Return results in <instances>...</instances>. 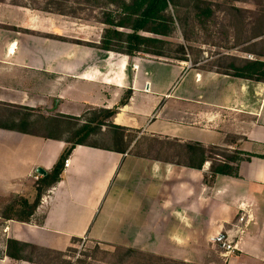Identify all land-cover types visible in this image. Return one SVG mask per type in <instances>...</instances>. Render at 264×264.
<instances>
[{
  "label": "crops",
  "instance_id": "0c3cea01",
  "mask_svg": "<svg viewBox=\"0 0 264 264\" xmlns=\"http://www.w3.org/2000/svg\"><path fill=\"white\" fill-rule=\"evenodd\" d=\"M21 9L0 4L1 104L36 109L32 99L24 105L26 94L18 101L2 99L7 89H18L22 73L53 75L52 96L63 115L75 118L113 109L130 92L115 125L140 137L239 152L243 161L237 177H212L210 162L197 170L77 146L30 221L0 224V264H33L7 256L9 238L63 253L77 242H92L184 264H264V82L71 44L44 50V62L36 42L1 28H21L15 16L6 24L7 13L21 15ZM7 73L15 79L11 85ZM66 147L62 140L0 129V197L30 193L33 179L44 177L37 170L50 174ZM243 211L250 217L244 227L238 222ZM221 231L238 238L234 254L225 256L210 242Z\"/></svg>",
  "mask_w": 264,
  "mask_h": 264
},
{
  "label": "rangeland",
  "instance_id": "374dc122",
  "mask_svg": "<svg viewBox=\"0 0 264 264\" xmlns=\"http://www.w3.org/2000/svg\"><path fill=\"white\" fill-rule=\"evenodd\" d=\"M20 1L28 5L41 7L46 4L45 0ZM191 1L183 0L180 2V7L177 8L174 14L180 19L181 25L178 30L173 32L170 38H167V41L191 48L186 52L185 58L187 61H183L187 63L188 67L220 70L231 74L235 72L230 69L231 62L228 57L235 58L237 62L235 61L234 64L240 67L247 60L264 62V0H206L210 2L213 12V15L208 18H199L197 16L198 12L194 9V3ZM75 2V0H71L68 6L76 8ZM201 8L204 10L205 6ZM77 14H80L83 19L88 18V16L94 17L91 9L78 11ZM13 16L21 20L22 27L14 28L10 25H4L1 28L7 31L14 30L15 33L20 34L23 41L27 39L36 42L37 50L41 52L44 62L47 60L46 50H55L54 52H56L66 44L96 48L97 45L92 42L97 37H102L103 34V26L96 23L94 19L89 21L79 20L71 16L66 17L22 8L21 15L18 13L16 15L7 13L6 18L11 17V19L6 24H11ZM95 16L98 15L95 14ZM262 34L263 36H260ZM252 36H257L258 38L252 39ZM175 56L179 57L182 55ZM9 75L11 74L7 73V85L13 84L15 80L13 75ZM42 75L44 76L31 77L29 73L16 75V81L19 82L17 83L18 89L16 91L7 89L5 96H1L5 101H18L20 96L26 94L25 98L27 101H25L26 103L24 102V105H29L30 99H32V103L36 107V111L31 115L34 122L32 128L39 134L47 132L46 120L65 116L61 113L60 100L52 96L53 87L56 86L57 81H55L53 75L48 77H45V74ZM125 96L126 94L123 98ZM1 105L0 103V119L3 120L2 122L7 120L8 123H12L18 117H23L26 114L24 110L19 108L22 106L6 104L11 107H4ZM93 111L91 109L86 114H81V120ZM80 123L83 122L80 121ZM71 124L75 125L76 123L72 122ZM103 132L90 138L89 142L100 146H111L108 130ZM129 136L139 139L138 144L132 149L134 154L159 160H173V154L179 150L177 146L172 148L171 145H174L172 143L171 145L168 142L157 143L155 142L157 141L156 139L140 137L135 131L131 132ZM170 149L171 151L168 153ZM235 153V151L219 148L214 150L210 156L216 162L222 161L225 156H235ZM37 178V181L33 179L32 182L34 183H31V185L33 184L32 186H28L31 187L29 189L30 193L28 192L23 196L31 204L36 200L39 190H41L43 197L51 189L50 186H46L40 181L41 177L37 176ZM20 197L22 196L14 194L0 197V215L14 203H18L16 210H20V202H18ZM44 261L49 264H182L139 250L114 248L92 242H77L74 248L64 252L62 255L46 254Z\"/></svg>",
  "mask_w": 264,
  "mask_h": 264
},
{
  "label": "trees",
  "instance_id": "16d2710c",
  "mask_svg": "<svg viewBox=\"0 0 264 264\" xmlns=\"http://www.w3.org/2000/svg\"><path fill=\"white\" fill-rule=\"evenodd\" d=\"M70 1L71 0H45L46 4L44 7L28 5L20 0H0V4L9 3L12 6L43 11L60 16H71L79 20L89 21L94 19L96 23L103 26L101 41L96 46L97 49L103 51L119 53L129 57L147 55L173 61H187L185 58L186 52L191 48L189 49L182 44L167 41V38H170L173 32L178 30L181 25L180 19L177 18L174 12L177 11V8L180 7V2L183 0H75L76 8L68 6ZM191 2L194 3V9L198 12L197 16L199 18H208L213 15L209 1L192 0ZM202 6H205L204 10L201 8ZM86 9H91L92 13H94V17L88 16V18L86 17V19H83L80 14H77L78 11H85ZM95 14L98 16H95ZM257 36H252L251 38L256 39L258 38ZM260 36H263V34ZM175 55H182L183 57ZM228 60L231 62L230 69L235 73L229 74L220 70H205L204 68L201 70L210 72L216 71L220 74L231 75L246 80L264 82L263 61L247 60L244 62V65L240 67L234 64L235 61L237 62L235 58L228 57ZM204 62L206 61L204 60ZM130 97L131 93L127 92L126 96L122 98L117 107L109 110H94L88 113L82 120L81 118L70 116H60L46 120L47 124L45 126L47 132L45 134H39L32 128L34 122L32 121L31 115L36 110L19 107L24 110L26 114H24L23 117H18L12 123H8L7 120L2 122L3 120L0 119V129L37 136L46 140H62L67 144L66 149L53 171L40 179L46 186L53 187V185L60 180L65 161L70 157L77 146H88L120 154H125L127 152L132 153V145H137L139 141L138 138L129 136V134L134 131L117 126L113 123L114 118L119 113L120 109L127 105ZM1 106L11 107L6 104H2ZM80 121L83 123H80ZM72 122L76 124H71ZM104 130H108L111 146H100L89 142L90 138L104 133ZM136 133L139 134L138 132ZM156 140L155 142L157 143L168 142L170 145L171 143L174 144L171 145L172 148L176 146L179 148L178 151H175V153L173 152V160H159L140 154L135 155L197 170H201L206 162H210V173L212 177L218 175L238 176V165L243 161L239 152H236L235 156H222V161L215 160L216 162H214L210 155L214 150L219 149L217 147L207 148L197 143ZM170 151L171 149L168 150V153ZM41 199V190L38 191L37 198L32 204L29 203L27 199L20 197L18 202H20L21 209L16 210L18 203L9 206L0 215V224L6 221L29 222L40 205ZM6 254L15 261H25L33 264H49L47 261H44V256L46 254L62 255L64 253L23 244L14 238H9L7 241Z\"/></svg>",
  "mask_w": 264,
  "mask_h": 264
},
{
  "label": "built area",
  "instance_id": "2783aa9c",
  "mask_svg": "<svg viewBox=\"0 0 264 264\" xmlns=\"http://www.w3.org/2000/svg\"><path fill=\"white\" fill-rule=\"evenodd\" d=\"M137 68H138L137 66H133L134 70H137ZM68 167H69V159H67L64 163V168L66 169ZM249 221H250V217L245 211L239 214L238 222L243 225L242 227L247 226ZM242 233H243V228H239L238 235ZM210 242L215 246H217L225 256L234 254L239 248L238 238H235V236L231 235V233L227 231H221L213 235L210 238Z\"/></svg>",
  "mask_w": 264,
  "mask_h": 264
},
{
  "label": "water",
  "instance_id": "95a60500",
  "mask_svg": "<svg viewBox=\"0 0 264 264\" xmlns=\"http://www.w3.org/2000/svg\"><path fill=\"white\" fill-rule=\"evenodd\" d=\"M37 173L39 174V175H42V176H46L47 175V172H45L43 169H41V168H39L38 170H37Z\"/></svg>",
  "mask_w": 264,
  "mask_h": 264
}]
</instances>
